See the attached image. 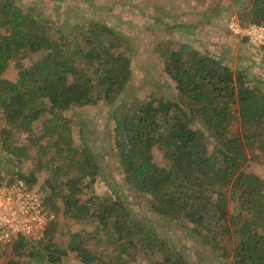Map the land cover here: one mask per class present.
<instances>
[{
    "label": "trees",
    "instance_id": "trees-1",
    "mask_svg": "<svg viewBox=\"0 0 264 264\" xmlns=\"http://www.w3.org/2000/svg\"><path fill=\"white\" fill-rule=\"evenodd\" d=\"M14 1L0 0V113L4 121L0 169L14 174L1 180L35 182L34 172H15L1 158L8 156L12 163H20L29 156L30 147L36 152L37 166L51 162L54 174L65 165V175L71 168L83 170L80 176L68 177L65 188L56 187L57 179L46 181L60 195L61 206L54 211V201L46 196L53 201L47 206L54 216L45 234L53 237L67 228L66 249L86 264H126L138 250H163L155 264H192L166 251L154 228L136 218L120 200L98 198L92 207L80 202L79 184L85 178L92 184L99 164L87 149L77 154L70 148L65 113L74 105L103 101L114 121L115 154L124 185L146 196L156 214L183 222L201 244L230 255L233 264H264V179L243 169L250 144L264 151V80L251 77L248 65L233 69L226 60L186 43L173 47L172 40L160 39L153 51L163 58L176 97H148L117 108L131 77L130 57L119 50L121 36L98 21L53 28L33 7L23 9ZM242 5L237 15L242 22L264 24V0H245ZM23 53L41 56L29 66L15 63V80L5 77L9 62ZM243 57L253 63L250 56ZM234 106L239 129L231 124ZM41 115L49 118L39 134L34 124ZM154 146L162 152V164L154 160ZM72 222L90 226L94 234L103 236L110 248L106 255L90 251L86 234L69 232ZM26 244L18 242L13 251L20 253ZM46 249L51 261H59L66 252L54 241Z\"/></svg>",
    "mask_w": 264,
    "mask_h": 264
},
{
    "label": "rangeland",
    "instance_id": "rangeland-1",
    "mask_svg": "<svg viewBox=\"0 0 264 264\" xmlns=\"http://www.w3.org/2000/svg\"><path fill=\"white\" fill-rule=\"evenodd\" d=\"M244 1L15 0L14 2L23 9L33 7L34 12L38 11L42 17L53 23V28L65 23L67 26H71L77 22L89 23L90 21H98L109 25L119 34L122 38L119 50L129 56L131 60L130 80L119 95V102L117 100L116 103L117 108H123L125 104L133 100L142 101L148 97L160 96L173 99L176 97L175 84L164 71L163 58L153 51L154 45L160 39L172 40L174 42L173 47L184 39H189L185 34L184 36L176 34V24L184 26V30H188L196 24V21H199V14H205L206 17L210 16L218 7L224 10V5L226 4L225 12L217 9L218 17L225 14L222 20L215 19L211 21L209 18H204L206 23H214V32H212V39L209 41L210 50H217L218 53H223V39L225 38L226 42H228L231 40L229 39L230 36L233 35L227 31L225 20L229 15H238L243 8L242 3ZM190 33L192 32L189 31ZM232 38L238 40V42H233L234 46H230L234 51L237 50V53L235 56L233 55L234 53L230 55L223 53L220 59L226 60L233 69H243L248 65V72L251 77L254 76L256 79L264 80V52L261 47L249 45L244 38L242 39L238 35L232 36ZM236 42L241 43V46L237 45ZM231 55L234 56L233 59H230ZM243 55L250 56L253 63L249 64V60L244 58ZM40 56V53L17 54L9 62L4 76L15 80L17 78L15 63L20 62L23 66H29ZM256 83L257 81L253 82V84ZM109 109L108 105L100 101L96 105H74L65 113L69 128L65 135L72 140H70L71 142L67 141L70 148L77 154H81L83 149H87L94 161L99 164L98 170L100 172L97 179L92 184H88L87 178H85L83 179L84 184H79L80 191L77 196L80 202L92 207L95 206L98 198L118 199L131 210L136 218L154 228L162 241L165 242L166 251L169 253L183 256L192 264H233L230 255L222 253L221 250L214 252L209 246L201 244L189 233L183 222L173 219L169 220L167 217L156 214L149 208L146 196L139 195L132 187L128 188L124 185V176L115 154L114 121L110 117ZM233 109L235 118L231 124L239 129V112L235 106ZM48 118L41 115L35 121L34 127L39 134L42 133ZM3 126L4 121L0 113V128ZM230 130H234L232 126ZM241 132L243 133V131ZM209 147H211V144H209ZM28 154L29 156L20 163H12L11 158L9 159L8 156H1V158L6 161L5 166L11 167V170L15 172L23 174H28L30 171L34 172L35 182L28 183V188L35 189L43 197L46 206L47 204L49 206L48 202L54 201L52 206L55 211L57 207L61 206L59 202L60 195L51 191L46 181L48 179H57L56 187L58 189L65 188L68 177L80 176L83 170L71 168L68 175H65V165L60 166V168L63 167L62 170L54 174L55 168L51 165V162L42 167L37 166L36 152L33 147L28 149ZM246 154L247 160L243 169L245 171H253L264 179V151L250 144L246 148ZM153 156L158 164H162V152L157 146L153 147ZM12 175H14L12 172L7 173L5 170L0 169V179L8 178ZM56 195H58V198H56ZM46 196L48 198L51 196L53 201L51 199L49 201ZM233 205L231 203L230 207L233 208ZM49 209L51 208L49 207ZM64 229L65 231L60 229L53 237H50V234H45L44 231L43 236L34 241H28L24 237L14 239L12 244L0 254V264H9L11 261L20 264H86L81 262L73 252L66 249L69 234L66 231L67 228L64 227ZM68 230L69 232L79 231L82 235L86 234L84 239L89 240L86 245L95 255L103 257L110 249L105 238L99 234H94V229L90 226H85L80 222H72L69 224ZM88 235L91 236L89 237ZM53 241L58 244L60 249L66 250L65 253L60 255L59 261H51L48 258L51 252L46 249V245ZM18 242L27 244L21 248L20 253H15L12 247ZM162 256L163 250L157 252L138 250L129 255L126 264H155V262L162 259Z\"/></svg>",
    "mask_w": 264,
    "mask_h": 264
},
{
    "label": "built area",
    "instance_id": "built-area-1",
    "mask_svg": "<svg viewBox=\"0 0 264 264\" xmlns=\"http://www.w3.org/2000/svg\"><path fill=\"white\" fill-rule=\"evenodd\" d=\"M227 29L251 46H264L263 23H245L232 14L227 18ZM53 216L43 197L24 180L15 178L7 183L0 179V254L18 237L34 241L43 236Z\"/></svg>",
    "mask_w": 264,
    "mask_h": 264
},
{
    "label": "crops",
    "instance_id": "crops-1",
    "mask_svg": "<svg viewBox=\"0 0 264 264\" xmlns=\"http://www.w3.org/2000/svg\"><path fill=\"white\" fill-rule=\"evenodd\" d=\"M227 8V5L225 4L224 5V10L221 8V7H218L217 9H219V11H222V12H225V9ZM214 10L213 14H211L210 16H205V14H199L198 17H199V21H196V24L190 27V29L188 30H184V26H181V25H178L176 24L175 25V29H176V34L177 35H182L184 36V34L186 35V37H188L189 39H184L183 41L179 42V43H186L188 45H190L191 47H193L194 49H196L197 51L199 52H207L215 57H218V58H221V56H223V53L226 54V55H230V54H233L235 56V54L237 53V50L234 51L231 47L234 46L233 42L237 41L238 40L236 38H232V36H236L237 34H233L231 33L228 29L227 31L229 33H231L232 36H230L228 42H226V39L224 38V42H223V46L224 47V51L223 53H218L217 50L216 51H211L210 50V45H209V41L212 39V32L213 31V24L214 23H206L204 21V18H209L211 21L212 20H215V19H219V20H222L224 17H225V14H222L221 17H218L217 15V12L218 10ZM227 16V14H226ZM226 21V28H227V19L225 20ZM180 24V23H179ZM195 26V27H194ZM189 31H191L192 33L189 34ZM223 36V34H222ZM239 36V35H238ZM224 37V36H223ZM240 37V36H239ZM242 38V37H240ZM243 39V38H242ZM245 40V39H244ZM237 45H240L241 43H237ZM231 46V47H230ZM241 46V45H240ZM262 47V46H260ZM227 48V49H225ZM240 54V53H239ZM234 56L231 55L230 59H233ZM243 59V58H242Z\"/></svg>",
    "mask_w": 264,
    "mask_h": 264
}]
</instances>
